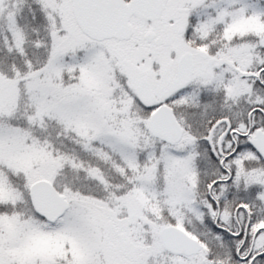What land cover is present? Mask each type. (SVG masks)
Returning <instances> with one entry per match:
<instances>
[{"label": "snow or ice", "instance_id": "obj_1", "mask_svg": "<svg viewBox=\"0 0 264 264\" xmlns=\"http://www.w3.org/2000/svg\"><path fill=\"white\" fill-rule=\"evenodd\" d=\"M0 264H264V0H0Z\"/></svg>", "mask_w": 264, "mask_h": 264}]
</instances>
